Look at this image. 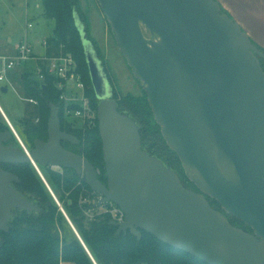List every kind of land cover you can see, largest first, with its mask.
Here are the masks:
<instances>
[{"label": "water", "instance_id": "obj_1", "mask_svg": "<svg viewBox=\"0 0 264 264\" xmlns=\"http://www.w3.org/2000/svg\"><path fill=\"white\" fill-rule=\"evenodd\" d=\"M133 75L141 81L154 120L198 191L141 147L135 121L118 111L111 91L97 84V57L76 16L89 77L106 182L59 128L51 105L47 141L30 154L2 146L0 161L30 163L93 264H97L39 166L73 169L98 193L95 207L113 203L123 212L116 232L158 240L207 264H264V51L216 0H97ZM147 33V34H146ZM104 74V73H103ZM99 85V86H98ZM5 91L6 88L2 87ZM0 114L6 120L0 108ZM15 174L0 167V230L13 209H40L12 186ZM207 197L251 230L234 225Z\"/></svg>", "mask_w": 264, "mask_h": 264}, {"label": "trees", "instance_id": "obj_2", "mask_svg": "<svg viewBox=\"0 0 264 264\" xmlns=\"http://www.w3.org/2000/svg\"><path fill=\"white\" fill-rule=\"evenodd\" d=\"M40 2L43 14L53 19L55 23L53 34L46 39V55L56 56L67 53L72 55L85 86V95L96 113L97 98L91 86L83 41L76 25V16L84 25L85 38L92 42L97 54L98 51L95 41L88 35L86 18L78 0H41ZM33 66L35 68V64ZM42 67L45 76L42 81L35 76L33 69L20 76L25 98L36 100L38 103L35 107H31V110L21 119L23 132L31 138L45 134L50 104L57 105L60 109L62 128L73 132L78 138V144L74 145L73 149L98 168V178L106 182L97 117L95 116L94 125H85L82 128H74L69 122L63 120L64 103L60 99L61 92L56 88L54 77L48 75L43 65ZM113 95L119 112L128 114L136 124L141 125L132 111L139 109L144 114L149 129L159 128V124L153 118L150 119L152 113L145 91L142 97L136 99L128 95L119 97L115 89ZM69 108L71 109L72 106ZM37 118L38 123L33 125L32 122ZM139 131L142 149L160 159L165 166L175 170L174 162L179 163L175 152L169 149L173 158L162 156L157 152L160 150L155 140L150 138V133L153 131L143 128H139ZM46 168H48L47 175L42 173L44 178L97 264H207L187 252L163 243L144 230H141L139 241L128 231L117 233V227L110 223L112 218L109 212H99L102 207H95L93 203L84 202V193L95 192L90 190L86 182L73 169ZM15 170L19 178V182L15 183L16 190L37 205L40 210L38 212L12 210L8 220V231L0 230V264H61V262L93 264L71 228V236L66 235L65 227L69 225L33 166L30 163H22L16 165ZM180 179L184 186L188 187L187 182L185 183L182 177ZM210 203L219 207L214 199H210ZM86 208L96 211L92 217L86 216ZM227 216L231 218L234 225L237 222L245 225V229L251 230L237 218L228 214Z\"/></svg>", "mask_w": 264, "mask_h": 264}, {"label": "rangeland", "instance_id": "obj_3", "mask_svg": "<svg viewBox=\"0 0 264 264\" xmlns=\"http://www.w3.org/2000/svg\"><path fill=\"white\" fill-rule=\"evenodd\" d=\"M40 1L41 0H0V53L6 52L5 48L8 46L13 49V47L21 41H25L30 44L35 53H44L45 50L42 45L36 42L37 40L41 42L49 38L53 34L55 23L53 19L47 18L43 14V7ZM78 2L84 17L86 18L88 35L95 41L96 44L99 56L95 50V46L89 40L93 45L97 61L100 66H104V69L108 73V77L119 94L118 96L122 97L128 95L135 99L142 97L144 92L142 83L135 78L131 67L120 53L114 40L110 24L101 11L98 1L78 0ZM28 23L31 24V27H27ZM33 64V62H27L20 67L10 70L8 72V80L0 81V107L18 133H21L19 118L23 117L25 109H27L30 105L24 99L25 96L20 76L22 73H27L32 69L33 73H35ZM261 65L264 66V61H261ZM2 87L6 88V90L3 91ZM132 111L133 115L137 118V121L141 123V125L136 124L138 128L153 131L150 133V138L155 140V144L160 150H157V152L162 154L164 157L168 156L173 158L169 151L170 148L161 134L160 126L159 128L156 127L154 129L152 127V129H149V127H147L148 124L145 121L144 114L140 112L139 109ZM66 118L70 120V124L72 126L81 128V118H73L71 116ZM152 118L154 120L153 114L152 116L150 114V119L152 120ZM0 119L3 120L2 115H0ZM86 126L88 125L86 124ZM173 166L175 167L174 171L179 175V177L184 179L185 183L187 182V184L195 186L188 178L187 172L183 168L180 160L179 163L175 161ZM96 169L99 174V169ZM40 170L44 173V175H47L48 168L40 165ZM84 194V202L87 204H94L99 197L98 193ZM100 207L102 208L99 209V212L105 211V205ZM107 207H109V205ZM219 209H221V207ZM95 212L96 211L90 208L85 209L86 216L88 217H92ZM222 212L227 215V213L223 210ZM235 223L237 226H245L237 222ZM65 231L68 237L71 236L70 227L66 226Z\"/></svg>", "mask_w": 264, "mask_h": 264}, {"label": "built area", "instance_id": "obj_4", "mask_svg": "<svg viewBox=\"0 0 264 264\" xmlns=\"http://www.w3.org/2000/svg\"><path fill=\"white\" fill-rule=\"evenodd\" d=\"M27 27H31V24L28 23ZM37 42L40 43L46 51V40L41 42L37 40ZM13 48L14 52L12 54L0 53V81H7L8 72L10 70L20 67L27 62H33L35 64V76L42 81L45 77L42 69L43 65L45 72L54 77L56 88L61 92L60 99L64 103V117L71 116L73 118H81V128L86 124L88 126L94 125L96 113L91 108L89 99L85 95L84 83L81 80L80 74L77 71L76 62L71 54L48 56L45 51L43 54H38L35 53L30 44L25 41L19 42ZM29 101L32 102L31 99H29ZM70 106H72L71 109L69 108ZM6 120V123L9 125L23 151L29 154L18 136L17 131L12 127L8 118H6ZM66 121L70 123V120L67 118ZM107 205H109V207H106L105 211L109 212L113 220H123L124 214L118 206L113 203H108Z\"/></svg>", "mask_w": 264, "mask_h": 264}, {"label": "flooded vegetation", "instance_id": "obj_5", "mask_svg": "<svg viewBox=\"0 0 264 264\" xmlns=\"http://www.w3.org/2000/svg\"><path fill=\"white\" fill-rule=\"evenodd\" d=\"M263 63V62H262ZM262 66V65H261ZM98 67H100V65H99V63H98ZM263 67V69H264V66H262ZM104 73V74H103ZM98 77L100 78V81H98V79H97V84H99L100 85V87H101V89H103V91L106 93V92H108V91H111V94H112V99H114V100H116L115 98H114V95H113V91H114V86H113V84H112V82H111V80H110V78L108 77V73L106 72V70L104 69V66H102V68L100 67V70H99V73H98ZM90 82H91V80H90ZM98 85V86H99ZM91 86H92V83H91ZM92 88H93V86H92ZM93 91H94V89H93ZM94 94H95V92H94ZM95 97H96V94H95ZM97 98V97H96ZM29 104H33L32 105V107L34 106H36L38 103H37V101L36 100H33V99H31L32 100V102H30L29 101V99H27V98H24ZM97 102H98V100H97ZM51 105L52 104H50V107H49V116H50V110H51ZM55 105V104H54ZM57 106V105H56ZM58 107V106H57ZM29 110H31V105H29L28 106V108L27 109H25V113H24V115H23V117H21V118H19V127H20V132L21 133H18V136L20 137V139H21V141H22V143L24 144V146L26 147V149L28 150V152H29V154L31 153V150L33 149V147H34V141H36V140H40V141H47V139H48V133H47V126H46V130H45V134H42V135H40V136H35V137H29L26 133H24L23 131H24V129H23V126L21 125V123H20V121H21V119L22 118H24L25 116H26V114H27V112L29 111ZM59 107H58V117H59V128H60V130L61 131H63V132H66V133H69V134H72L73 136H75L76 137V135L73 133V132H70V131H67V130H65V129H63L62 128V126H61V118H60V115H59ZM1 115V114H0ZM49 116H48V119H49ZM3 117V116H2ZM9 120V119H8ZM63 120H66V118L63 116ZM69 120V119H68ZM38 118L37 119H34V121L32 122V124L33 125H35V123H38ZM10 122V121H9ZM4 123H6V121L4 120V118H3V120L2 119H0V134H2V136L4 137V138H6V140L5 141H1V145L2 146H11L12 148H15V149H21L22 150V152L24 153V154H26L24 151H23V149H22V147L19 145V143H18V141H17V139H16V137L14 136V134H13V132H12V130L10 129V127H9V125L6 123V125L4 124ZM11 124V123H10ZM12 125V124H11ZM47 125H48V121H47ZM139 125V124H138ZM12 127H13V125H12ZM14 128V127H13ZM15 129V128H14ZM77 138V137H76ZM77 140H78V138H77ZM78 144V142L77 143H71V142H68V141H65V140H61V145H62V147L64 148V149H66V150H68V148L67 147H69L70 149H72V150H69V151H72V152H74V153H79V152H77V151H75V149H73V146L74 145H77ZM81 154V153H80ZM16 165H19V164H16V163H5V162H2V161H0V167L3 169V170H5V171H7V172H10V173H12V174H15L17 177H18V175L16 174V170H15V166ZM47 167V166H46ZM17 182H19V178H18V181ZM17 182H12V186L14 187V189L16 190V188H15V183H17ZM188 188H190V189H193V190H196V191H198V189L196 188V186H192V185H189L188 184ZM17 191V190H16ZM208 198V200L210 201V199H212V198H210V197H207ZM213 207H215L216 209H218V210H220V211H222L221 209H219V207H217L216 205H213V204H211ZM227 216V215H226ZM227 218L231 221V218L229 217V216H227Z\"/></svg>", "mask_w": 264, "mask_h": 264}, {"label": "crops", "instance_id": "obj_6", "mask_svg": "<svg viewBox=\"0 0 264 264\" xmlns=\"http://www.w3.org/2000/svg\"><path fill=\"white\" fill-rule=\"evenodd\" d=\"M216 1L248 35L250 40L264 51V0ZM5 49L6 52H4V54H12L14 52V48L12 49L9 46ZM65 263L66 262H61V264Z\"/></svg>", "mask_w": 264, "mask_h": 264}]
</instances>
